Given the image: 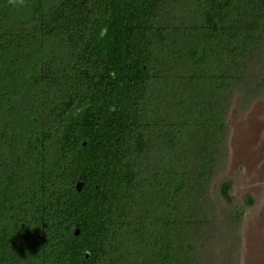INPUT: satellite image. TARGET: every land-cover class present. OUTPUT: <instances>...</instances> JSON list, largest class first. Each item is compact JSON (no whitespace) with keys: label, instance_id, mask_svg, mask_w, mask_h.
I'll return each mask as SVG.
<instances>
[{"label":"trees","instance_id":"trees-1","mask_svg":"<svg viewBox=\"0 0 264 264\" xmlns=\"http://www.w3.org/2000/svg\"><path fill=\"white\" fill-rule=\"evenodd\" d=\"M263 94L264 0H0V264H238Z\"/></svg>","mask_w":264,"mask_h":264},{"label":"rangeland","instance_id":"rangeland-1","mask_svg":"<svg viewBox=\"0 0 264 264\" xmlns=\"http://www.w3.org/2000/svg\"><path fill=\"white\" fill-rule=\"evenodd\" d=\"M229 158L222 178L233 181L232 195L244 210L238 264H264V94L245 112L229 115Z\"/></svg>","mask_w":264,"mask_h":264},{"label":"water","instance_id":"water-1","mask_svg":"<svg viewBox=\"0 0 264 264\" xmlns=\"http://www.w3.org/2000/svg\"><path fill=\"white\" fill-rule=\"evenodd\" d=\"M82 183L81 182H78L77 183V189L80 190L82 188ZM76 233H78V230L76 231Z\"/></svg>","mask_w":264,"mask_h":264}]
</instances>
